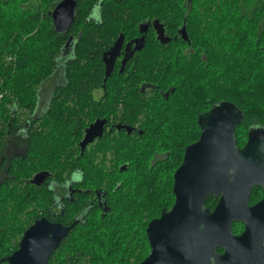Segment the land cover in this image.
Here are the masks:
<instances>
[{"label":"trees","instance_id":"trees-1","mask_svg":"<svg viewBox=\"0 0 264 264\" xmlns=\"http://www.w3.org/2000/svg\"><path fill=\"white\" fill-rule=\"evenodd\" d=\"M59 1L0 0V168L4 170L0 180V264H8L6 257L39 217L63 225L74 223L47 264H130L135 245L129 240V231H140L173 204V173L185 147L200 134L199 114L222 101L234 103L242 113L236 124L237 138L242 125L246 132L252 124L264 123V0H191L198 4L196 17L189 9L177 8L183 0L101 1L100 16L107 19L145 13L162 21L170 15L163 16L161 9L173 8L176 15L165 25L166 32L175 36L176 29L184 25L189 43L176 36L161 44L154 36H147L154 41L147 42L122 73L117 69L104 82L102 68L91 70L97 68L94 62L100 61L96 57L83 62L76 59L77 64L62 70L69 83L93 80L99 84L102 98L108 102L99 103L92 112L145 115L137 120L142 133L135 141L127 134L117 140V188L110 213L100 217L93 210L82 218L51 215L54 197L47 200L45 189L29 181L39 170L56 173L59 164L66 161L61 149L64 136L71 135L79 123L67 118L79 113L76 107L66 111L56 107L53 122L59 128L57 142L49 146L39 136L35 145L26 124L25 143L16 156L10 150L16 109H32L36 99L33 88L59 71L64 36L55 30L50 17ZM116 3L121 5L114 6ZM93 6L94 0H77L73 33L80 40L86 33L92 42L96 37L86 30L85 22L95 16ZM103 26L114 28L111 35L128 34L125 25L118 22ZM78 53L77 46L74 55ZM88 65L92 66L85 67ZM142 86L144 90H140ZM118 98L121 104L112 102ZM135 122L127 121L131 125ZM85 157L86 153L77 159ZM123 163L128 166L119 170ZM104 177L111 176L100 173L99 178ZM259 196V188L253 187L249 203ZM76 201L77 197L65 205L78 210L82 199ZM205 203L213 207L216 199L209 195Z\"/></svg>","mask_w":264,"mask_h":264},{"label":"water","instance_id":"water-1","mask_svg":"<svg viewBox=\"0 0 264 264\" xmlns=\"http://www.w3.org/2000/svg\"><path fill=\"white\" fill-rule=\"evenodd\" d=\"M76 1L60 0L50 12L53 27L65 31L74 20ZM157 38L170 39L157 20L153 23ZM184 39V25L179 29ZM122 35L104 58V81L110 76L119 52ZM240 109L222 101L198 116L200 134L188 144L180 165L173 173L174 202L162 209L147 225L150 252L135 264H264V196L250 204L254 186L264 191V132L254 131L242 148L237 146L235 126ZM103 121H95L86 137L101 134ZM130 130V128H128ZM48 172L40 171L29 180L40 185ZM212 195L215 205H206ZM234 222L244 226L239 234L232 232ZM71 225L35 219L22 233L18 247L6 257L8 264H47L48 259L67 235ZM174 235L169 244L164 237ZM223 251L219 253L217 248Z\"/></svg>","mask_w":264,"mask_h":264},{"label":"flooded vegetation","instance_id":"flooded-vegetation-1","mask_svg":"<svg viewBox=\"0 0 264 264\" xmlns=\"http://www.w3.org/2000/svg\"><path fill=\"white\" fill-rule=\"evenodd\" d=\"M75 1L77 6V0ZM101 1L102 0H94L93 7L94 10H96L95 16L85 20V22L88 23L86 30L89 33H92L93 36H96L95 39H93V42L88 40V33L83 34L82 40H80L79 36L73 33L75 31V28L73 27V23L75 21L74 16V20L70 26L65 31L61 32L63 33L64 39L62 52L58 57L59 71L57 70L47 81L39 83L33 88L32 94L36 99L35 105L32 109L29 111H26L25 108L16 109L15 133L12 134L10 144V150L14 156H16L17 151L20 150L26 140V129L24 130V125L26 126V124H28L29 137L32 142L34 141L33 143H35V145L37 137L40 136L42 139L46 140L47 144L50 146V144L59 140V128L56 126L55 122H53L56 107L59 106L64 111L73 110L76 107V110L79 111L78 114H73L67 117L70 119H77L79 123L76 129L71 131V135L64 136L65 145L62 147L61 152H65L66 161L59 164V170L56 173L46 170H39L34 173L36 174L40 171L48 172L47 178L42 182V184L34 185L42 186L45 189L47 200H51L54 197L55 201L50 204L51 215L59 213L65 214L67 217L82 218L93 210L95 215L100 217L110 213V202L114 200L115 190L117 188L114 181V175L116 174L117 168L115 160L117 140L127 134L130 135V138H132L133 141H135L136 138H138V135L142 133L139 129L140 123L137 120L143 119L145 116L143 114L123 115L117 113L99 114L92 112L98 109L99 103L108 102L107 99L102 98L104 93L102 92L99 84L93 80L69 83L66 81L67 76L64 72H62V70H66L68 67L73 66V64H77V61H75L76 59L83 62L87 61V58L96 57V59H100V61L94 62L97 70H91H95L94 72H96L102 68L104 76L106 69L104 58L108 59L110 57L108 51L112 48L120 35H122V40L119 52L113 61L110 75L115 73L117 69L120 73H122L125 67L129 65L130 59L139 55L147 42L154 41L148 39L147 36L150 38L154 36V39L161 44L169 43L172 38H176V36L189 43L188 38L184 39L179 33V29L182 25L176 29L175 36H171L166 32L165 25H168L171 22V16L176 15L173 12V8L169 7L167 9H161V14L163 16L170 15L162 21L156 17L149 18L145 13L132 17L107 19L100 16ZM120 5L121 4L118 3L114 4V6ZM262 5L263 3H257V6ZM181 7L189 9L194 17L198 14V4L195 1L183 0L177 5L178 9ZM155 20H157L164 27L165 35L170 39L167 43H163L157 38V32L153 25ZM107 22H118L125 25V29L128 31V34H123L122 32H119L116 35L109 34L111 30L112 32L114 31V28L103 26V24ZM100 32L108 33L102 35ZM148 32L149 34H147ZM77 46L79 48V53L74 55ZM91 66L92 65H88L85 67L90 68ZM144 89V86H142L140 90ZM1 95L2 94L0 93V98ZM112 102L121 104L119 98L112 100ZM51 105L55 106L49 108ZM48 109H51L52 112L46 113ZM203 112L205 111H202L201 113ZM128 120H135L136 122L134 125H131L127 123ZM95 121H103L101 134L92 132L86 137L87 129ZM128 128H130V130H128ZM244 131V125H242L241 135H239L238 138L236 135L237 146L239 148L245 146L249 135L252 132H264V123H254L246 129V132ZM85 153L86 157L84 159H77L78 155H84ZM71 154L72 156H70ZM127 166V163H123L119 165V170H123ZM100 173L104 176L110 175L111 177H104L103 179H100ZM3 174L4 170L0 168V180H2ZM110 187L112 188L110 189ZM254 187H258L260 191V196L255 200V202H257L264 196V191L259 185ZM76 197V203L82 199L80 206L77 205L80 209L75 210L73 208H68L65 205V202L67 200L74 201ZM145 213L146 210L144 208L143 215ZM148 222L144 227L142 226L140 231L138 228L129 231V240H132L135 245L133 253L134 257L131 256L129 258L130 264L142 261L150 252V241L146 230ZM73 224L74 223H71L65 226L71 225L72 228ZM231 229L234 234H239L244 230V226H232ZM68 234L69 232L67 235ZM67 235L62 239V241L67 237ZM175 238L176 237L171 234L165 236L164 240L169 244H173L175 242ZM217 251L221 253L223 249L218 247ZM139 255H143L142 258L134 261V259Z\"/></svg>","mask_w":264,"mask_h":264},{"label":"bare ground","instance_id":"bare-ground-1","mask_svg":"<svg viewBox=\"0 0 264 264\" xmlns=\"http://www.w3.org/2000/svg\"><path fill=\"white\" fill-rule=\"evenodd\" d=\"M64 204V203H63Z\"/></svg>","mask_w":264,"mask_h":264}]
</instances>
